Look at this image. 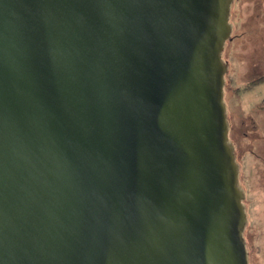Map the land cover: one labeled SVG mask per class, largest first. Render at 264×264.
Wrapping results in <instances>:
<instances>
[{"label": "water", "instance_id": "95a60500", "mask_svg": "<svg viewBox=\"0 0 264 264\" xmlns=\"http://www.w3.org/2000/svg\"><path fill=\"white\" fill-rule=\"evenodd\" d=\"M232 1L0 0V264H249Z\"/></svg>", "mask_w": 264, "mask_h": 264}, {"label": "rangeland", "instance_id": "374dc122", "mask_svg": "<svg viewBox=\"0 0 264 264\" xmlns=\"http://www.w3.org/2000/svg\"><path fill=\"white\" fill-rule=\"evenodd\" d=\"M230 39L221 58L228 62L224 74V102L229 139L240 161L241 175L248 177L247 223L244 239L249 264H264V192L258 195L254 171L264 167L251 150L264 156V0H233L230 7ZM260 151V152H259ZM256 172V171H255Z\"/></svg>", "mask_w": 264, "mask_h": 264}, {"label": "flooded vegetation", "instance_id": "af4514ba", "mask_svg": "<svg viewBox=\"0 0 264 264\" xmlns=\"http://www.w3.org/2000/svg\"><path fill=\"white\" fill-rule=\"evenodd\" d=\"M251 153L254 154L256 156V158H259L258 160L260 161V164H264V156H263V154L255 152L253 150H251ZM235 157H236V153H235ZM236 161H237V164L239 166L238 184H239V186H240V188L242 189V192H243V204H244V210H245L246 217H247V207H246L247 193L245 191L246 187H244V186L247 185V183H248L247 188L249 190H250V187L253 188V186L249 185L250 184L249 183L250 180L248 179V177L243 175L244 173H242V175H241V172H240V161L237 159V157H236ZM255 171H254L253 178L256 180V186L255 187L258 189L256 192H258V195H260V194H262L264 192V167L258 168V166H257ZM243 233H244V230H243ZM243 237H244V234H243Z\"/></svg>", "mask_w": 264, "mask_h": 264}, {"label": "trees", "instance_id": "16d2710c", "mask_svg": "<svg viewBox=\"0 0 264 264\" xmlns=\"http://www.w3.org/2000/svg\"><path fill=\"white\" fill-rule=\"evenodd\" d=\"M264 81V75L258 77L256 80H253L252 83L255 84V83H260V82H263ZM235 151V150H234ZM243 240H244V243L246 245V242H245V239L243 237ZM247 248V247H246ZM247 255H248V251H247ZM249 262V261H248Z\"/></svg>", "mask_w": 264, "mask_h": 264}]
</instances>
